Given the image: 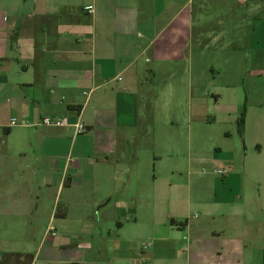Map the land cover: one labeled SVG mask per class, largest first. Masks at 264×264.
<instances>
[{
  "label": "crops",
  "instance_id": "crops-1",
  "mask_svg": "<svg viewBox=\"0 0 264 264\" xmlns=\"http://www.w3.org/2000/svg\"><path fill=\"white\" fill-rule=\"evenodd\" d=\"M222 38H243L226 58L262 72L264 0H0V257L32 252L9 235L40 233L31 264L91 251L104 264H264V189L235 194L230 152L220 175L165 133L156 146L145 126L154 76L176 70L194 87L216 68L207 43ZM68 216L86 241L58 234L53 220Z\"/></svg>",
  "mask_w": 264,
  "mask_h": 264
},
{
  "label": "rangeland",
  "instance_id": "rangeland-1",
  "mask_svg": "<svg viewBox=\"0 0 264 264\" xmlns=\"http://www.w3.org/2000/svg\"><path fill=\"white\" fill-rule=\"evenodd\" d=\"M240 45H243V38H222L216 43L208 42L207 46L210 48L207 49L203 61L207 65L214 63L216 68L208 70L207 75H202L200 83H194V87L189 86L187 79L179 76L176 70L171 74H156L153 78L155 111L153 120L146 122L145 126H149L150 142L154 139L157 146L160 136L165 133V140L171 139L175 142V151L181 157L186 158L189 155L191 161L198 158L209 159L212 166L216 164L223 167L221 157L225 155L221 150L230 152L233 160L228 168L229 172H232V189L235 194H242L243 197L254 200L262 195L264 189V58L262 72H259V69L253 71L252 58L242 55L226 58L228 52L234 51V47ZM228 67H232V71ZM255 71L258 74H254ZM166 99L171 104L163 111L162 106ZM241 112L244 114L242 135L237 129ZM164 120L168 122L167 130L161 132ZM142 133L146 134V130ZM212 166L203 169L209 172L213 169ZM185 168L188 169L187 160ZM48 213L46 211L40 219L44 223L43 227L48 222ZM53 223L66 227L65 231L57 228V232L61 235L66 233L68 242H71L75 233L84 241L88 239L80 232L82 222L76 217L56 218ZM9 236L7 238L13 239L9 243L11 247L25 246L31 249L33 254L40 242V233ZM95 254V251H91L89 255L79 258L77 264H104L106 260L91 263ZM62 255L63 253L59 254L60 257ZM45 259L41 256L36 264H51Z\"/></svg>",
  "mask_w": 264,
  "mask_h": 264
},
{
  "label": "trees",
  "instance_id": "trees-1",
  "mask_svg": "<svg viewBox=\"0 0 264 264\" xmlns=\"http://www.w3.org/2000/svg\"><path fill=\"white\" fill-rule=\"evenodd\" d=\"M238 133L242 135L244 127V114L241 112L237 120ZM33 254L28 252H5L0 257V264H31Z\"/></svg>",
  "mask_w": 264,
  "mask_h": 264
},
{
  "label": "built area",
  "instance_id": "built-area-1",
  "mask_svg": "<svg viewBox=\"0 0 264 264\" xmlns=\"http://www.w3.org/2000/svg\"><path fill=\"white\" fill-rule=\"evenodd\" d=\"M12 123H14V121L12 120ZM41 123L43 124H47V125H56V126H62V125H66L67 124V120L64 117H55V118H51L48 116L42 117L41 118ZM74 125V131L75 134H82L87 130L86 125L82 122V121H76L73 123ZM214 171L220 175H224L228 172L227 168H220L217 167L214 169ZM49 231L52 235H54L55 233L53 232V228L51 226H49Z\"/></svg>",
  "mask_w": 264,
  "mask_h": 264
}]
</instances>
